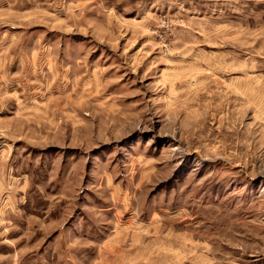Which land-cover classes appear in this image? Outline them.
<instances>
[{
    "label": "rangeland",
    "instance_id": "374dc122",
    "mask_svg": "<svg viewBox=\"0 0 264 264\" xmlns=\"http://www.w3.org/2000/svg\"><path fill=\"white\" fill-rule=\"evenodd\" d=\"M0 264H264V0H0Z\"/></svg>",
    "mask_w": 264,
    "mask_h": 264
}]
</instances>
